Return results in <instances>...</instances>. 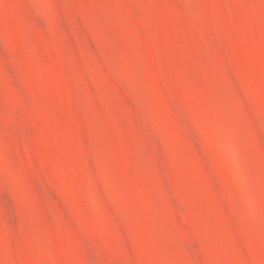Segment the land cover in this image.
Segmentation results:
<instances>
[{"label": "rangeland", "instance_id": "374dc122", "mask_svg": "<svg viewBox=\"0 0 264 264\" xmlns=\"http://www.w3.org/2000/svg\"><path fill=\"white\" fill-rule=\"evenodd\" d=\"M0 264H264V0H0Z\"/></svg>", "mask_w": 264, "mask_h": 264}]
</instances>
